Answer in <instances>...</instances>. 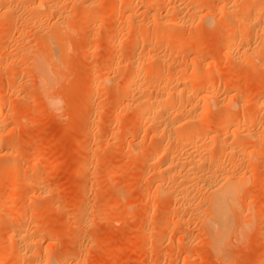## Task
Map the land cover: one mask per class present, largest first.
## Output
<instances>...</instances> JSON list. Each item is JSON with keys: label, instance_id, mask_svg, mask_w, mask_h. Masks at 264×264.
<instances>
[{"label": "rangeland", "instance_id": "rangeland-1", "mask_svg": "<svg viewBox=\"0 0 264 264\" xmlns=\"http://www.w3.org/2000/svg\"><path fill=\"white\" fill-rule=\"evenodd\" d=\"M32 1L38 2L0 0V128L5 132L4 138L10 142L9 154L5 155L0 150V259L8 255L3 261L0 260V264H264V137L260 138L257 145L249 137L243 136L248 133L261 134L260 129L264 127V110L257 108V102L264 100L261 95L264 91V38L261 41L262 48L260 41H256L259 35L260 40L262 37L257 30L258 26L264 31V0H136L129 7L127 4L131 0H43L46 1V6L50 1L58 4L55 5L59 11L63 10L60 11L63 17L59 16V11L53 12L58 20L52 12L47 11L48 8L34 9L30 13L23 10L25 4ZM5 5L9 11L4 9ZM97 5L102 9L95 7ZM221 7H224L222 12L227 17L229 14L231 20L226 15L224 17L227 19L221 18ZM255 7L257 10L259 8L256 14L253 13ZM110 8H114L112 14L106 13ZM250 12L251 17L254 15L251 24L253 27L256 25L255 29L259 33L257 35L253 27L246 28L252 30L248 45L262 49V53L257 56L254 54V58L241 57V50L245 46L237 42L232 49L235 59L233 56V60L230 58L231 50L228 51L230 56L227 52V59L222 48L225 47L224 37L227 36L228 24L233 23L234 18L250 16L247 15ZM39 13H42L43 18ZM237 13L239 15L234 16ZM26 17L27 20L24 21ZM49 17L54 22L57 20V23ZM40 19L43 22L39 23ZM152 19H158V23L162 25V34L158 38L160 35V40L164 37V41H168L166 45L160 44V40L158 43H149L154 36V29L142 25ZM181 19L185 20L186 25H183ZM234 33L230 36L233 40H238L240 31ZM88 43L98 46L93 54L86 52ZM174 44H177L176 47H173ZM18 45L27 52L23 53ZM136 53L146 54L147 58L149 56L143 66L141 63L143 68H151L152 65V69L154 68L152 76H142L135 81L137 86H144L148 82L156 83L162 76L164 79L169 76L167 83H161L169 89L176 84L180 85L178 88L188 91L194 85L207 87L208 84H215L213 86L217 93L213 98L217 105L221 104L218 109L221 111H217L215 101V104L210 102L214 106L208 122L203 124L206 132L215 130L220 134L218 128L221 114H218L232 103L225 95V90L229 87L232 89L231 93L239 95L238 101L243 109L239 111L237 104H233L232 120H240L241 123L244 113L251 117V123H242L238 128V131L240 128L244 131L247 129V133L239 131L237 136L243 142L245 140L246 144H256L244 145V153L247 149L246 153L251 154L239 153L236 149L239 151L236 154L237 151L233 150L236 156L232 152L231 156L230 152L226 156L220 155L219 161L227 160L226 163L229 164L231 160L230 164L233 162L236 168L241 166L248 171L244 186L237 194L238 197L235 196L234 210L229 213V231L219 237L221 242H216L214 235H209L203 226H199V214L193 212L195 207L207 202L205 200H208V195H205L204 190V197H200L201 191L190 192V198L198 202L194 204L191 199L187 210L182 202L183 209L182 206L179 207V202L173 201V188L180 183L179 180L178 183L175 182L174 176V180L171 178L173 174L168 177L175 183L165 188L167 192L164 189L168 185L166 179L163 183V195L161 190L154 189L158 179L156 171L162 165V157L155 152L159 145H165L168 141L164 140V143L161 138L154 137L150 129L153 127L151 120L146 123L137 119L133 121L138 109L137 104L131 106V99L136 93L135 87L132 85V88H122L120 77L123 73L110 70L114 63H120L121 66L125 61L129 62ZM196 55H203L208 59L214 57L222 65L217 72H209L211 60L207 61L205 68L199 67L194 64ZM236 56L240 58L239 61ZM165 58L168 61L163 65L161 60ZM192 60L194 66L191 69L196 77L189 79L187 75L186 80L176 83L177 80L174 79H179L176 78L178 74L181 76L192 71L189 68ZM34 69L45 72V79L42 80ZM201 72L209 74L206 73L208 76L205 74L206 78L199 80ZM108 74H111L110 82ZM105 78L107 82L104 81ZM40 80V85L46 83L42 87L50 86L49 89L46 88L48 96L44 95V98L41 97L43 94H39ZM166 87V91L169 90ZM152 95L156 96L155 93ZM199 96L196 97L197 100ZM47 97L54 102L49 104ZM184 97L187 98L185 95ZM184 97L183 100H187ZM193 99L187 104H196ZM227 101L230 104L226 105ZM186 108H181L182 115L187 114ZM175 109L177 110V106L171 105L164 111ZM178 114L176 117H179ZM224 136L221 133L220 139L226 138ZM237 138L223 139L222 142L235 143L233 141ZM206 140L204 139V145L210 143ZM157 142L158 146L153 145L154 156H158L155 160L152 156L154 153L149 154L153 149L148 148ZM188 145L187 143L184 149H178L179 152L173 150L170 154L173 158L169 157L177 159ZM210 145L207 144L206 147L210 148L205 150L208 152L214 148L208 155L213 152L216 156L219 149L214 152L218 147ZM203 150L202 153L205 152ZM258 151H262L259 162L255 160ZM239 154L244 155V158H238ZM239 159L240 165H237ZM221 162H218V167H227V164L223 165ZM20 168L24 169L23 174H20ZM113 171L120 174L110 178ZM201 171L203 172V168ZM169 178L168 183H171ZM169 188L173 189V193L165 194L169 192ZM193 191H197L194 192L195 195L200 194L194 198ZM201 198L205 199V203L199 201ZM192 205L193 209L190 208ZM17 233L22 238L31 240L29 244H32L28 247L31 246L33 250L30 247L29 253L32 251V254H38L23 263H16L11 256L15 257L13 248L19 246L16 241ZM9 246L13 248L3 256V248Z\"/></svg>", "mask_w": 264, "mask_h": 264}, {"label": "bare ground", "instance_id": "bare-ground-1", "mask_svg": "<svg viewBox=\"0 0 264 264\" xmlns=\"http://www.w3.org/2000/svg\"><path fill=\"white\" fill-rule=\"evenodd\" d=\"M20 1V0H19ZM4 2V1H3ZM52 2V1H51ZM135 2H136V0H131V1H129L128 2V7L129 6H133V4H135ZM19 3H22V2H19ZM28 3V2H27ZM46 1H43V0H38V2H33L32 1V3H28L27 5L25 4V8L23 9V10H26V12L28 11L29 13H30V11L31 10H37V9H43V7H44V9H47L48 8V10L47 11H49V12H54V11H56L57 10V12L59 11L58 9V4H52V3H50V1H48V3H47V6H46ZM49 3H50V5H49ZM123 3V2H122ZM194 3V2H193ZM2 4V3H1ZM11 5V4H10ZM22 5H24V4H22ZM127 5H125L126 7H127ZM4 7V9L5 8H7L6 7V5L5 6H3ZM3 7H2V9H3ZM46 7V8H45ZM90 7V6H89ZM95 7H97L99 10H101L102 9V7L101 6H95ZM58 8V9H57ZM97 8H95L96 10H97ZM104 8V7H103ZM222 8H224V7H221V12L220 13H223L222 11ZM1 9V10H2ZM3 9V10H4ZM10 9V8H9ZM226 9V8H225ZM224 9V10H225ZM227 9L229 10L230 8H228L227 7ZM227 9H226V11H227ZM247 9V8H246ZM254 10H253V13H257L258 11H259V8H258V10H257V8L255 7V8H253ZM6 10H8V8L6 9ZM113 10H114V8H110L109 10H106V13H108V14H112V12H113ZM9 11V10H8ZM44 10H42V12H43ZM46 11V12H47ZM61 11V10H60ZM60 11H59V14H60ZM63 11V10H62ZM61 11V12H62ZM248 11V10H247ZM7 12V11H6ZM23 12V11H22ZM33 12V11H32ZM31 12V13H32ZM41 12V11H40ZM175 12H176V10H175ZM229 12V11H228ZM228 12H227V14H228ZM232 12H233V10H232ZM252 12V11H251ZM251 12L249 13V14H247V15H250L251 14ZM252 13V14H253ZM4 14H5V12H4ZM26 14V13H25ZM42 14V13H41ZM40 13H39V15L40 16H42ZM43 14H45V11L43 12ZM54 14V13H53ZM28 15H30V14H28ZM39 15H38V17H39ZM49 15V14H48ZM50 15H52V14H50ZM224 15H226V13H223L221 16V18L224 20V18L225 19H227L228 17H229V14H228V17H227V15H226V17H224ZM231 15H233V14H231ZM230 15V16H231ZM239 14L237 13V15L235 14L234 16H238ZM19 16H21V15H19ZM36 16H37V13H36ZM47 16V15H46ZM54 16L56 17V15L54 14ZM59 16H61V14L59 15ZM220 16V15H219ZM245 16V15H244ZM253 16L254 15H252V17H251V15L250 16H246V17H243L242 18V16L240 17V19H239V17H238V19H236V18H234V19H232V21L234 20V22L233 23H231V24H228V28H227V36H225L226 37V40H225V37H224V45H225V47L224 48H222V49H224L223 51H224V55L225 56H227V52L229 51V50H231V53L230 54H232L231 56H230V54H229V52H228V56H230V58H232V60H233V57H234V59H235V56H233V53H232V49H234L233 47H234V44L235 43H239V44H241V45H243V46H245L241 51V53L242 54H240L239 52H237V53H239L240 55H241V57H248V58H254V54H256V56L257 55H260L262 52L260 51V50H262V49H260V48H255V47H253L252 48V46L251 45H248V43H249V40L251 41V39H250V34H251V31L250 30H247L246 28L248 27H250V29L253 27V24H251L252 23V19L251 18H253ZM18 17V16H17ZM51 17V16H50ZM49 17V18H50ZM61 17H63V16H61ZM64 17H66V16H64ZM154 17V16H153ZM152 17V18H153ZM216 17V16H215ZM13 18V17H12ZM42 18H43V16H42ZM52 18V17H51ZM50 18V19H51ZM57 18V20H58V16L56 17ZM156 18V17H155ZM180 17H178V19H179ZM230 18V17H229ZM233 18V17H232ZM54 19V18H53ZM60 19V18H59ZM62 19V18H61ZM130 20H131V17L129 18ZM128 19V20H129ZM159 19V18H158ZM157 19V20H158ZM254 19V18H253ZM25 20H27V17H26V19L24 18V21ZM39 20V19H38ZM49 20V19H48ZM52 20V19H51ZM56 20V21H57ZM130 20H129V22H130ZM156 20V21H157ZM182 20V19H181ZM180 20V21H181ZM218 20H219V18H218ZM230 20H231V18H230ZM255 20H256V18H255ZM23 21V22H24ZM30 21V20H29ZM36 21H37V19H36ZM47 21V20H46ZM50 21V20H49ZM53 21V20H52ZM54 22L55 24L57 23V22ZM60 21V20H59ZM58 21V22H59ZM154 19H152V20H150L149 22H146V23H144L143 25H142V27H145V28H149V27H153V29H154V36H152V39L150 40V42L149 43H155V42H157V41H159L160 40V38H161V35H160V38H158L159 37V34L162 32V28L160 27V26H162V25H160L159 23H160V19L158 20L159 21V23H158V21L156 22ZM161 21H163V20H161ZM178 21V20H177ZM179 21V22H180ZM185 21V20H184ZM183 20H182V23H183V25L185 24V22H184ZM41 22H43L41 19H40V22L39 23H41ZM132 22V21H131ZM134 22V21H133ZM170 22V21H169ZM176 22V21H175ZM187 22V21H186ZM231 22V21H230ZM254 22V21H253ZM25 23V22H24ZM38 23V22H37ZM45 23V22H44ZM47 23V22H46ZM50 23V22H49ZM52 23V22H51ZM54 23H52L53 25H55ZM61 23V22H60ZM60 23H58V26H59V24ZM164 23V22H163ZM162 23V24H163ZM178 23V22H177ZM177 23H175V24H177ZM182 23H179L180 25L182 24ZM221 23V22H220ZM229 23V22H228ZM257 23V22H256ZM26 24H27V22H26ZM63 24V23H62ZM61 24V25H62ZM166 24V23H165ZM23 25V24H22ZM186 25V24H185ZM258 25V24H257ZM57 26V27H58ZM64 26V25H63ZM173 26H174V24H173ZM179 26V25H178ZM43 27H45V26H43ZM59 27H61V26H59ZM170 27H172L171 25H170ZM176 27V26H175ZM182 27V26H181ZM255 27H256V25L253 27L254 29H255ZM23 28V27H22ZM40 28H41V26H40ZM55 28V27H54ZM168 28H169V26H168ZM167 28V29H168ZM173 28V27H172ZM178 28V27H177ZM252 28V29H253ZM44 29V28H43ZM56 29V28H55ZM165 29H166V27H165ZM164 29V30H165ZM257 29V28H256ZM256 29L254 30V32L256 31ZM57 30V29H56ZM58 30H60V29H58ZM237 30H239L240 31V33L241 34H239L240 36H239V39L236 41L235 39L233 40V38L231 37L232 35L231 34H233L235 31L238 33L239 31H237ZM259 32H261V34H262V37H261V40H260V35H259V40H258V38H257V40L256 41H260V47L262 48V45H263V43L261 42L262 40H263V38H264V31H263V29L261 28V29H259V26H258V29H257ZM27 31V30H26ZM39 31V30H38ZM61 31V30H60ZM249 31H250V33H249ZM30 32V31H29ZM235 32V33H236ZM257 32V31H256ZM259 32H257V35H258V33ZM27 33H28V31H27ZM27 33L25 34V35H27ZM62 33V32H61ZM165 33V32H164ZM163 33V34H164ZM234 33V34H235ZM57 34H59V32L57 33ZM162 34V33H161ZM158 35V36H157ZM231 35V36H230ZM51 36V35H50ZM56 37H57V35H55ZM61 36V35H60ZM164 36V35H163ZM234 36V35H233ZM254 36V35H253ZM20 37V36H19ZM56 39V38H55ZM57 40V39H56ZM60 40V39H59ZM264 41V40H263ZM44 42V41H43ZM81 42V41H80ZM160 44H162V45H166L167 44V42L168 41H164V37H162V39L160 40ZM42 43V42H41ZM56 43V42H55ZM78 43V42H77ZM77 43H75V44H77ZM158 43V42H157ZM255 43V42H254ZM18 44V43H17ZM80 44V43H79ZM253 44V43H252ZM26 45V44H25ZM78 45V44H77ZM176 45L177 44H174L173 45V47H176ZM41 46V45H40ZM46 46V45H45ZM48 46V45H47ZM89 46V47H88ZM88 48L86 47V49H87V54H93L96 50H97V48H98V46H95V45H90L89 43H88ZM251 46V47H250ZM254 46H255V44H254ZM17 47H20L21 48V45L19 46H17ZM16 47V48H17ZM23 47V46H22ZM43 47H44V44H43ZM172 47V46H171ZM239 47V46H238ZM15 48V50H17ZM24 48V47H23ZM23 48H21V50H23L22 52L24 53V51H25V48L23 49ZM264 48V47H263ZM31 49V48H30ZM47 49V48H46ZM222 49L220 50L221 52H222ZM14 50V49H13ZM26 50H27V47H26ZM178 50V49H177ZM17 51H20L19 49L17 50ZM47 51H48V49H47ZM9 52V51H8ZM25 52H27V51H25ZM13 52H11V54H12ZM15 53V52H14ZM30 53V52H29ZM28 53V54H29ZM49 53H51V52H49ZM216 53H217V51H216ZM250 53V54H249ZM9 54V53H8ZM17 54V53H16ZM138 53H136V55L135 56H133L132 58H130L131 60L129 61V62H127V63H123L121 66H120V63H118V64H115L114 63V65H111L110 66V70H114V72L116 71V73H118L119 71L120 72H122L123 73V75L120 77V75L119 74H117V75H119V77H120V79L122 80V82H120L121 83V85H122V88H124V89H128V88H130L132 85L135 87V90H136V93H137V95H136V93H135V96L134 97H132L133 99H131L132 100V102H131V106H133V104L135 105V104H137L138 105V109H137V106H136V109H137V111L135 112L136 113V116H135V118H134V120L133 121H135L136 119L137 120H139V121H145V123H146V121H148V120H151L152 122H153V124H152V126L153 127H151L150 129L152 130L151 132H152V134L154 135V137L156 136V137H159V138H161V140H163V142H164V140L165 141H168L167 142V144H165V145H159L158 146V142L157 143H154V144H152L151 146H153V145H155V146H158L157 147V150H156V154H158V156H161L162 157V165H161V167H159V168H161L159 171H158V169H157V175H158V172H159V175L157 176L156 175V177H158V179H157V182H156V178L154 177V180H155V182H156V185L155 184H153V186L155 185L156 187L154 188V189H157V191H160L161 190V194H162V191H163V187H164V185H163V183H164V181H166L167 180V183H166V185H167V187L165 186L164 187V189L165 188H168V186H169V184H173L174 185V183L175 182H177L178 180L180 181V183H178L177 185L175 184V188H173L174 186L173 185H171V186H173V187H171V188H173V189H175L174 190V193H173V189H171V188H169L170 190H172V191H170L169 190V192L168 193H165V192H163V193H165V194H169L170 195V192H172L173 193V195H174V197H173V195H172V193H171V195H172V197L175 199V200H173V199H171L172 197H170L169 196V198L171 199V200H173V201H175V202H179L180 203V205H179V207L180 206H182V203L184 204V206H186V207H184V208H188L187 207V205H189L192 201L194 202V204H195V202H198L197 200H195L194 201V199H192V197L190 198V196L192 195L191 193H192V190H197V191H201V194L200 193H197V194H200V197H202L203 195V191L202 190H204L205 191V195L207 194L208 196L206 197V198H208V200H205V199H202V200H199V201H203L204 202V200L205 201H207L205 204H203L202 202H199V204L201 203V205L202 206H200L198 203H197V205H199L197 208L195 207V210H193V212L195 211V212H197L196 214H199L198 215V217H197V219H199V222H201V225H199V226H203V229L205 228V230L204 231H208L210 234L209 235H211V236H213L214 238H215V241L216 242H221L222 240L219 238L220 236H224L228 231H229V228H230V214L233 212V210H234V201L236 200L235 199V196H237L238 197V193H240L239 191H241V188H242V186H244V184H245V182H246V180H247V178H248V176H247V174H248V171H247V169L246 168H241V166H239V168H236V166H235V164L233 165V162H232V164H230V162H231V160H229V164L228 163H226V162H228L227 160H226V162H221V161H219L220 160V155L222 156V154H227V152H230V156H231V152H232V154H237L239 151V153H244V150H245V144L246 143H244V142H246L245 140H244V142L241 140V139H239V138H237V136L240 134V132L239 131H241L242 132V134H243V132H246L247 131V129H246V131H244V129H242V128H240V130L238 131V128L240 127V124H242V123H251V117L250 116H245V113H244V118H242L241 119V123H240V120H239V122L237 121H233L232 120V113H233V110H232V108H233V104H237V110H239L240 111V109H241V104H240V101H238V98H239V95L237 96V93L235 94V93H231V90L232 89H230V87L229 88H227V90H225V95H226V98H228L229 100H231V104H230V102H228L227 101V103H225L226 105L227 104H230L229 106H226V107H229V108H227L224 112L222 111V113L220 112L218 115H220V123H219V127L221 128H218V132H220V134H217L216 132H215V130H214V132L212 131H208V132H206L205 130H204V125L208 122L207 120H208V118L209 117H211L210 115H211V108H212V106H214V105H212V103L213 104H215L213 101H215L214 100V98H215V96L214 95H216L215 93H217V91H216V88H215V86H213V85H215V84H213V85H207V87L205 86H193L192 87V89L191 90H185V89H182V88H178V86L180 87V85H178V84H174L175 86H172V89H169L168 87H166V86H164V85H162L163 83L165 84V83H167L166 82V79L169 77H167V78H163V74L161 75L162 76V78H160V80H159V78L157 79V80H159L158 82L156 81V83H153L152 82V84H150L151 82H148L147 84H144V86H142V84H141V86L140 85H136V83H135V81L136 80H138V79H140V77L142 78V76L144 77H146V76H152V74L154 73L153 72V69H152V67H153V65H152V67L151 68H147V67H145V68H143L142 66L144 65V61H146V59H149V56H148V58L146 57V54H145V56L144 55H142V54H138ZM50 55V54H49ZM234 55H237V54H234ZM7 56V55H6ZM5 56V57H6ZM51 56V55H50ZM197 57H195V60H194V64H196V65H198L199 67H204V66H206L208 63H207V61L208 60H211V63L209 64V69H210V71L209 72H217L219 69H220V67H221V62L219 61V60H216L214 57H210L209 59L208 58H206V57H204L203 55H196ZM200 56V57H199ZM228 56H227V59H229L228 58ZM233 56V57H232ZM239 56V55H238ZM253 56V57H252ZM240 57V56H239ZM239 57H237L236 56V60H238L239 61ZM246 57V58H247ZM38 58V57H37ZM51 58H53L52 56H51ZM159 58H161V57H159ZM243 58V60L244 61H246V59H244ZM257 58V57H256ZM33 59H34V57H33ZM156 59H157V56H156ZM242 59V58H241ZM34 60H36V59H34ZM158 60V59H157ZM161 60V59H160ZM247 60H250V59H247ZM54 61V60H53ZM149 61V60H148ZM168 61V59L167 58H165V59H162L161 60V62L163 63V65H165V63ZM251 61V60H250ZM253 61V60H252ZM251 61V62H252ZM21 61H19V63H20ZM193 62V60L191 61V63ZM249 62V61H248ZM247 62V63H248ZM112 63V62H111ZM117 63V62H116ZM141 63H142V66H141ZM161 63V64H162ZM240 63V62H239ZM250 63V62H249ZM194 64L192 63L191 64V67H189L190 69L194 66ZM239 65V64H238ZM249 65V64H248ZM235 66V65H234ZM19 67V66H18ZM155 67V66H154ZM260 67V66H259ZM205 68V67H204ZM188 69V68H187ZM189 69V70H190ZM231 69H233V68H231ZM231 69H229L230 71H233V70H231ZM192 70V69H191ZM208 70V69H207ZM34 71H37L36 72V74L37 73H39L40 74V78L43 80V79H45L44 78V74H45V72H42V70L40 71V70H35L34 69ZM198 71V70H197ZM176 72H178V70L176 71ZM160 73V72H159ZM207 73V72H206ZM205 72H201V73H199V75H198V77H199V80H200V78H204L205 77V74H206ZM231 73V72H230ZM155 74H156V72H155ZM158 74V73H157ZM178 74V73H177ZM177 74H175V75H177ZM181 74V73H180ZM182 74H183V72H182ZM207 74H209V73H207ZM206 74V75H207ZM110 75L111 74H108V80H109V78H110ZM113 75V74H112ZM115 75V74H114ZM116 75V76H117ZM174 75V74H173ZM187 75L190 77L189 79H191L192 78V76H195L196 77V74L193 72V70L192 71H188L187 73H185V74H183V75H181V76H179V74H178V76L176 77V78H178L179 77V79H174V81L175 80H177L176 81V83L180 80H186V78H187ZM208 76V75H207ZM164 77H166V76H164ZM172 76H170V78H171ZM175 77V76H174ZM36 78V77H35ZM37 78H38V76H37ZM206 78V77H205ZM96 79V78H95ZM208 79V78H207ZM106 80V78L104 79V81ZM108 80H106V82L108 81ZM169 80V79H168ZM219 80V79H218ZM45 81V80H44ZM93 81H95V80H93ZM120 81V80H119ZM172 81H173V79H172ZM228 81H229V79H228ZM38 82H40L39 83V85L41 84V80L40 81H38ZM108 82H110V80L108 81ZM139 82V81H138ZM170 83H172L171 82V80L169 81ZM168 82V83H169ZM182 82V81H181ZM180 82V83H181ZM96 83V82H95ZM115 83V82H114ZM141 83V82H140ZM140 83H138V84H140ZM162 83V84H161ZM179 83V84H180ZM46 83H43L42 85H40V87H38V88H40V92L41 93H39V94H43L41 97H43L44 98V95H47L48 94V92H47V89H49L50 88V86H47L46 88H44V87H42L43 85H45ZM97 84V83H96ZM221 84V83H220ZM167 85V84H166ZM161 86H164L163 88H160ZM222 86V85H221ZM165 87L166 88H168L169 90H167L166 91V89H165ZM174 87V88H173ZM226 87V86H225ZM37 88V89H38ZM132 88V87H131ZM219 89V88H218ZM39 90V89H38ZM185 90V91H184ZM221 90H223V89H221ZM159 94H158V93ZM153 93H155V95H156V93H157V95L156 96H153L152 94ZM200 93H201V95H200ZM203 93V94H202ZM218 93H220V92H218ZM223 93V92H222ZM129 95V94H128ZM130 95H132V94H130ZM129 95V96H130ZM134 95V94H133ZM184 95L185 96H187V98H185L184 97ZM200 95V96H199ZM218 95V94H217ZM222 95H224V93L222 94ZM246 95V94H245ZM249 95V94H248ZM260 95V94H259ZM261 95H262V97H264V91H262V93H261ZM48 96V95H47ZM198 96H199V99L197 100V98H198ZM220 96V95H219ZM46 97V96H45ZM128 97V96H127ZM183 97H184V99H187V100H183ZM197 97V98H196ZM214 97V98H213ZM260 97V96H259ZM262 97H261V99H262ZM48 98V97H47ZM195 100H194V99ZM224 98V97H223ZM222 98V99H223ZM191 99H193V101H195V103L196 104H194L193 102V104L194 105H192V104H187L188 102H191V101H189V100H191ZM211 99H213L212 101H211ZM222 99L220 100V101H222ZM241 99V98H240ZM239 99V100H240ZM48 101V103L49 104H51L52 102H54L52 99H50V97L47 99ZM129 100H130V98H129ZM128 100V101H129ZM196 100L198 101V102H196ZM217 100V99H216ZM224 100V99H223ZM46 101V100H45ZM210 102H212V103H210ZM216 102V106H217V111H221V110H218L219 108H220V106H221V102H219V104H220V106L219 105H217L218 103H217V101H215ZM226 102V101H225ZM239 102V103H238ZM242 103H243V101H241ZM223 103H224V101H223ZM258 104H257V108H260L261 109V111H262V109L264 110V100H261L260 102H257ZM224 104V105H225ZM238 104H239V106H238ZM3 105V104H2ZM126 105V104H125ZM171 105H175V106H177V110L175 109V111H173V110H171V111H173V112H171V111H164L166 108H168V107H170ZM186 105H188V109L186 108ZM243 105V104H242ZM127 106V105H126ZM129 106H130V103H129ZM219 106V107H218ZM173 107V106H172ZM186 108V110H187V114H184V115H182V113H181V108ZM176 108V107H175ZM214 108V107H213ZM243 108H244V106H243ZM136 109H134V110H136ZM222 109V108H221ZM243 109H241V111H242ZM184 111H185V109H184ZM167 112H169V113H167ZM171 112V113H170ZM8 113V112H7ZM124 113H125V111H124ZM123 113V114H124ZM178 113H180V114H178ZM3 114V113H2ZM120 114H122V113H120ZM126 114V113H125ZM179 115V117L177 116L176 117V115ZM254 114V113H253ZM216 115V114H215ZM6 116V115H5ZM1 117V116H0ZM117 117V116H116ZM122 117V116H121ZM175 117V118H174ZM11 118V117H10ZM133 118V117H132ZM173 118H174V120H173ZM1 119H2V117H1ZM6 119H7V117H6ZM136 120V121H137ZM253 120V119H252ZM1 121V120H0ZM3 121V120H2ZM218 122H219V120H217ZM141 123V122H140ZM144 123V122H143ZM142 123V124H143ZM258 123V122H257ZM147 124H149V123H147ZM204 124V125H203ZM218 124V123H217ZM239 124V125H238ZM150 125V124H149ZM203 125V129L201 130V126ZM242 126V125H241ZM244 126V125H243ZM248 126H249V124H248ZM0 127H2L1 126V124H0ZM217 127H218V125H217ZM247 127V126H246ZM206 129V128H205ZM252 129V128H251ZM263 129V130H262ZM261 131H262V133L261 134H259V133H248V134H243V136H246L245 138H250L252 141H254V142H256L257 143V145H258V142L259 141H261V137L263 136L264 137V127H261V129H260ZM259 130V131H260ZM249 131V130H248ZM257 131V130H256ZM3 132L4 131H2V128H0V150L1 151H4L3 153H6L5 155H7V154H9L8 153V149H10V142H7L8 140H6L5 138H4V135H3ZM254 132V131H253ZM258 132V131H257ZM5 133V132H4ZM221 133H222V136L223 135H225L226 136V138H223V139H229V138H237L236 139V141L234 140L233 142H235V143H230L229 141H228V143H223L222 142V140L220 139L221 138ZM247 133V132H246ZM151 134V133H150ZM151 134V135H152ZM140 135V134H139ZM220 135V136H219ZM224 136V137H225ZM229 136V137H228ZM242 136V137H243ZM142 137V136H141ZM206 138H207V140H209L210 141V143H212V144H214L215 145V147L217 146L218 148H216V150H215V152L214 153H216V151H217V149H219V152H221L220 154H219V152L217 151V154H219V155H217L216 154V156H214L212 153H211V155H208V152H209V154H210V152L213 150L214 151V148L213 147H211V148H213L212 150L210 149L208 152H207V150H205L206 148H210L209 146H207L206 147V145L207 144H209L210 145V143H205V145H204V139L206 140ZM138 139V138H137ZM242 139H244V137L242 138ZM249 139V140H250ZM260 139V140H259ZM206 140V142H209V141H207ZM240 140L242 141V142H240ZM262 141H264V138L262 139ZM142 142V141H141ZM165 143V142H164ZM163 143V144H164ZM187 143L189 144L185 149V151L183 152V154L180 156V153H178L179 155L178 156H180V157H177V159H175V160H173L172 158V156H170V154L172 153V151L173 150H175V151H178V149H182L184 146H186L187 145ZM129 144V143H128ZM160 144V143H159ZM212 144L210 145V146H212ZM247 144H250V146L252 145V144H254V145H256L255 143H247ZM246 144V145H247ZM262 144V143H261ZM133 145V144H132ZM150 145V144H149ZM260 145V144H259ZM136 146V145H135ZM150 146V148H148V150L149 149H153L155 146H153V147H151ZM248 146V145H247ZM249 146V147H250ZM205 147V148H204ZM248 147V149H250V148H252V147H250L249 148ZM258 147V146H257ZM134 148V147H133ZM129 149V148H128ZM138 148H136V150H137ZM141 149V148H140ZM184 149V148H183ZM202 149H204L203 151H205V152H207V153H202ZM239 150V151H237V150ZM254 149V148H253ZM131 150V149H130ZM150 150V151H151ZM154 150L155 149H153L149 154H151L152 152L154 153ZM236 150L237 152H235L234 153V151ZM258 150H259V148H258ZM134 152H135V149L133 150ZM260 151V150H259ZM257 152V154H255L256 156H255V160L256 161H258L259 162V160L261 159V154H262V151L261 152ZM174 152V151H173ZM179 152V151H178ZM181 152H182V150H181ZM246 152H247V149H246ZM245 152V153H246ZM253 152V151H252ZM255 153H256V151H254ZM152 153V154H153ZM151 154L152 156H154V155H156V154ZM244 153V154H245ZM175 154H177V152H175ZM236 154H235V156H236ZM246 154H248V153H246ZM251 154V153H250ZM250 154H248V155H250ZM141 155V154H140ZM240 155V154H239ZM137 156V155H136ZM150 156V155H149ZM158 156H154L155 158V160H156V157H158ZM172 157V158H170V157ZM226 156V155H225ZM242 156H243V158H244V155H240V156H238V158L239 157H241V159H242ZM224 157V156H223ZM228 157V156H227ZM233 157H234V155H232V159H233ZM245 157H246V155H245ZM226 158V157H225ZM231 158V157H230ZM150 160L152 159V158H149ZM148 159V160H149ZM228 159H229V157H228ZM160 160V159H159ZM222 160V159H221ZM224 160V159H223ZM222 160V161H223ZM235 160V159H234ZM153 161V160H152ZM233 161V160H232ZM240 159H239V162H237V161H234V162H237V165H240L239 163H240ZM255 161V162H256ZM149 162V161H148ZM160 162V161H159ZM221 162V163H223V165H224V163H225V165L227 166V167H218V165H219V163ZM151 164V163H150ZM218 164V165H217ZM152 165H153V163H152ZM151 166V165H150ZM158 166H160V165H158ZM207 166V167H206ZM222 166V165H221ZM154 167V166H153ZM207 169H205V168ZM5 168L6 167H4V170H5ZM201 168H203V172L201 171ZM21 170H20V174H23L24 173V169L23 168H20ZM154 169V168H153ZM206 170V172H205V170ZM152 171V170H151ZM154 171V170H153ZM120 173H118L117 171H113V172H111L110 173V178H113V177H115L116 175H119ZM171 174H173L172 175V179L174 180V178H175V182L174 183H172L171 182V178H169L170 176H171ZM175 175L176 176H178V177H175ZM169 176V177H168ZM173 176H174V178H173ZM109 177V176H108ZM168 178H169V180H170V182L171 183H168ZM178 178V179H177ZM166 179V180H165ZM177 179V180H176ZM152 181H153V183H154V180L153 179H151ZM149 182V181H148ZM248 183V182H247ZM165 191L167 192V190L165 189ZM197 191H193V197L195 198V196L197 197V194L195 195L194 194V192L196 193ZM154 192V191H153ZM191 192V193H190ZM203 192V193H202ZM157 193V192H156ZM160 193V192H159ZM164 194V195H165ZM238 194V195H237ZM153 195V194H152ZM163 195V194H162ZM202 195V196H201ZM168 196V195H167ZM204 197V196H203ZM149 198V197H148ZM167 198V197H166ZM199 198V197H198ZM178 201H177V200ZM191 199H192V201H191ZM182 202V203H181ZM236 204V203H235ZM196 205V206H197ZM190 208H194L193 207V205H192V207H190ZM189 208V209H190ZM181 209V208H180ZM182 209H183V206H182ZM182 209H181V212H182ZM192 209H190V210H192ZM236 209V208H235ZM188 210V209H187ZM189 210V211H190ZM0 211H2V209H0ZM178 211H180L179 209H178ZM4 213V212H3ZM184 213V212H183ZM230 213V214H229ZM185 214V213H184ZM188 213H186V215H187ZM190 215H192V214H190ZM194 216H195V214H193ZM230 215V216H229ZM189 216V215H188ZM197 216V215H196ZM194 220H195V218H193ZM192 219V220H193ZM18 235H17V239H16V241H18V244H19V246L18 247H15V248H13V247H5V248H3L4 250L2 251V254H3V256H4V254H6V253H8L9 251H10V248H13V249H15V252H14V250H13V252L12 253H14L15 254V257H14V255H11V256H13V258H14V261L16 262V263H19L20 261H22V263H23V261H28V259L30 258V257H32L33 258V256L36 254H32L31 252L32 251H30V253H29V249H31L30 247H28L30 244H32V243H30L29 244V241L31 242V240H27V239H24V238H22L21 236H20V234L19 233H17ZM13 237V236H12ZM15 237H16V235H15ZM15 241V242H16ZM260 242V241H259ZM17 243V242H16ZM12 244V243H11ZM214 244V243H213ZM264 244V243H263ZM212 245V244H211ZM259 246V245H258ZM264 246V245H263ZM260 247V246H259ZM16 248H17V250H16ZM31 250H33V248L31 249ZM34 253V252H33ZM36 255H38V254H36ZM0 256H1V253H0ZM5 257H8V255L7 256H5ZM4 257V258H5ZM0 258H2V256L0 257ZM3 258V259H4ZM32 258H31V260H32ZM3 259H0V260H2L3 261ZM1 262V261H0ZM263 262V261H262ZM2 263V262H1ZM21 263V262H20ZM260 264H262V263H260Z\"/></svg>", "mask_w": 264, "mask_h": 264}]
</instances>
